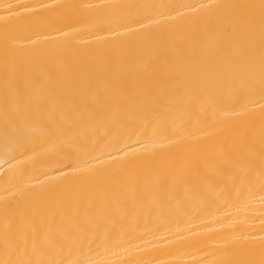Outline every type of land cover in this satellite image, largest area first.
I'll use <instances>...</instances> for the list:
<instances>
[{"label":"bare ground","instance_id":"1","mask_svg":"<svg viewBox=\"0 0 264 264\" xmlns=\"http://www.w3.org/2000/svg\"><path fill=\"white\" fill-rule=\"evenodd\" d=\"M0 264H264V0H0Z\"/></svg>","mask_w":264,"mask_h":264}]
</instances>
